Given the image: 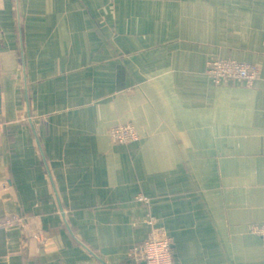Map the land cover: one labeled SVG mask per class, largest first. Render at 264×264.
<instances>
[{
    "label": "crops",
    "instance_id": "0c3cea01",
    "mask_svg": "<svg viewBox=\"0 0 264 264\" xmlns=\"http://www.w3.org/2000/svg\"><path fill=\"white\" fill-rule=\"evenodd\" d=\"M0 95V264H264V0H0Z\"/></svg>",
    "mask_w": 264,
    "mask_h": 264
},
{
    "label": "built area",
    "instance_id": "2783aa9c",
    "mask_svg": "<svg viewBox=\"0 0 264 264\" xmlns=\"http://www.w3.org/2000/svg\"><path fill=\"white\" fill-rule=\"evenodd\" d=\"M207 73L212 80L219 84L228 79H235L252 85L257 79L258 68L253 63L240 62L232 59L215 58L208 62ZM111 139L119 144H128L138 139L139 134L133 123L126 122L112 126L109 130ZM138 201L148 204L150 200L146 197H138ZM28 228L35 224L36 217L27 218ZM148 234L143 242L133 245L128 256L144 264H174V254L171 238L158 226L153 216L147 220ZM13 225L10 217L0 218V231ZM250 230L253 234L264 238V223L252 224ZM29 238L41 237L39 229H31Z\"/></svg>",
    "mask_w": 264,
    "mask_h": 264
},
{
    "label": "water",
    "instance_id": "95a60500",
    "mask_svg": "<svg viewBox=\"0 0 264 264\" xmlns=\"http://www.w3.org/2000/svg\"><path fill=\"white\" fill-rule=\"evenodd\" d=\"M0 108H1V95H0Z\"/></svg>",
    "mask_w": 264,
    "mask_h": 264
}]
</instances>
